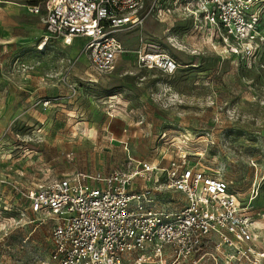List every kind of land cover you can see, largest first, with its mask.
<instances>
[{
  "label": "rangeland",
  "instance_id": "1",
  "mask_svg": "<svg viewBox=\"0 0 264 264\" xmlns=\"http://www.w3.org/2000/svg\"><path fill=\"white\" fill-rule=\"evenodd\" d=\"M10 1L28 21L13 43L0 41V108H12L0 126V264H45L50 249L51 220L31 212L15 184L73 170L107 173L128 155L165 165L183 152L191 164L224 177L252 212L264 213V46L258 63L242 61L175 11L166 21L148 17L142 27L119 33L124 47L116 67L97 73L81 38L31 56L30 28L40 19L28 6L45 0L0 5ZM141 37L159 42L178 69L165 74L136 66ZM42 38L36 47L44 49ZM146 183L155 188L157 205L183 203L178 192L165 189L159 171ZM258 246L264 250V241ZM229 251L210 242L196 264H225Z\"/></svg>",
  "mask_w": 264,
  "mask_h": 264
},
{
  "label": "built area",
  "instance_id": "2",
  "mask_svg": "<svg viewBox=\"0 0 264 264\" xmlns=\"http://www.w3.org/2000/svg\"><path fill=\"white\" fill-rule=\"evenodd\" d=\"M170 1L167 6L162 0H45L28 10L42 12L47 43L69 45L82 38L81 50L97 73L115 68L124 47L119 33L142 27L148 17L166 21L175 11L192 17L194 28L219 37L240 60L258 63L264 0ZM134 53L139 68L172 74L179 66L149 38H139ZM156 171L165 189L181 195L178 208L157 205L156 190L146 183ZM13 187L31 212L51 220L45 264H123L126 258L134 264H196L210 242L230 250L225 264L264 259L258 248L264 213L252 212L224 177L191 164L180 151L165 165L128 155L106 174L72 171Z\"/></svg>",
  "mask_w": 264,
  "mask_h": 264
},
{
  "label": "crops",
  "instance_id": "3",
  "mask_svg": "<svg viewBox=\"0 0 264 264\" xmlns=\"http://www.w3.org/2000/svg\"><path fill=\"white\" fill-rule=\"evenodd\" d=\"M31 5H42V4H31ZM30 13L32 15H39V19H40L39 21L32 22V28H30L31 33L29 35L31 38H34V39H32V41H30L28 43V46H26V47H28V49H30L31 56H33V57L41 56V54L46 52V50H48L53 45L60 44L62 46H66L60 41L52 40L49 43L45 44V47L43 50L42 49L38 50V51L34 50L36 43L44 35L45 29H44V24L42 22V15H43L42 12H40V13L30 12ZM27 21H28V15L25 14V12H23V10L20 7L16 6L14 4V2L10 1V3L4 4V5L1 4L0 5V41H7L10 44L13 43V41L15 39H18L20 36L17 33L20 31V29H18V28H23V26H25L27 24ZM15 26H17V27H15ZM75 38H80V37H74L72 42L69 45H73ZM28 40H30V39H28ZM80 49H81V46H80ZM134 59H135V56H134ZM134 63L136 65L135 60H134ZM148 70H150V69H148ZM110 72H108V73H110ZM16 96H17L16 89L13 86H11L10 87V99L8 100V102L13 103V101H15V99H16ZM11 107H12V105H11ZM11 115H12V108L10 109V111H5L3 108H0V126L5 124L7 121V118ZM1 131L3 132L4 130H2L0 128V136L2 133ZM73 171H83V170H73ZM70 172H72V171H70ZM83 172H88V171H83ZM91 172H95V171H91ZM91 172H89V173H91ZM66 173H68V172H66ZM64 174L65 173H62L61 175H64ZM104 174H106V173H104ZM54 177H58V176H54ZM47 178H49V177H47ZM47 178H43V179H47ZM33 183H35V182H33Z\"/></svg>",
  "mask_w": 264,
  "mask_h": 264
},
{
  "label": "bare ground",
  "instance_id": "4",
  "mask_svg": "<svg viewBox=\"0 0 264 264\" xmlns=\"http://www.w3.org/2000/svg\"><path fill=\"white\" fill-rule=\"evenodd\" d=\"M48 39V35L44 33L42 42L45 43V41ZM42 44V43H41ZM37 49L41 50L43 49V46H40V44L37 45Z\"/></svg>",
  "mask_w": 264,
  "mask_h": 264
}]
</instances>
